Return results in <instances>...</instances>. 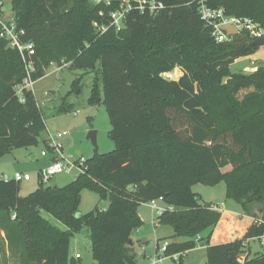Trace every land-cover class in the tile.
Returning a JSON list of instances; mask_svg holds the SVG:
<instances>
[{"label": "trees", "instance_id": "16d2710c", "mask_svg": "<svg viewBox=\"0 0 264 264\" xmlns=\"http://www.w3.org/2000/svg\"><path fill=\"white\" fill-rule=\"evenodd\" d=\"M91 1L12 0V16L24 32L20 42L32 43L34 52L22 56L0 38V157L38 146L47 131L34 92L24 88L19 96L17 88L28 77L34 83L46 77L52 64L96 73L89 104L106 107L116 148L87 160L84 173L64 187L41 185L21 197V183L0 180V224L10 247L21 252L23 264L76 263L71 237L87 228L97 264H137L130 241L143 225L138 210L162 200L171 209L157 224L172 227L173 240L187 239L167 248V257L179 255L178 264L198 242L205 243L207 264H264V254L251 258L247 247L264 235V63L251 73L231 70L264 48V36L242 33L217 43L196 0H158L166 6L159 16L133 12L125 30L100 35L93 24L101 22L102 8ZM206 2L264 30V0ZM177 68L179 80L165 77ZM80 83H73L77 94ZM68 108L64 102L59 112ZM220 183L244 215L256 218L251 207L263 206V223L243 239L213 246L222 213L192 187ZM85 189L109 197V208L79 216Z\"/></svg>", "mask_w": 264, "mask_h": 264}, {"label": "rangeland", "instance_id": "374dc122", "mask_svg": "<svg viewBox=\"0 0 264 264\" xmlns=\"http://www.w3.org/2000/svg\"><path fill=\"white\" fill-rule=\"evenodd\" d=\"M2 1L1 16L7 20L13 18L12 0ZM263 63L264 48L255 57L237 60L232 65L231 70L236 74L251 73L255 72ZM48 71L49 75L37 81L32 88L47 123V131L41 135L38 146L14 150L12 153L0 157V176L7 175L12 177L16 172L31 176V182H22L21 184V197L28 196L41 186L39 171L46 169L51 164V158L53 157L52 154L47 157L42 156L43 151H48L47 143L50 140V135L67 132V135L61 139V143L63 144L65 155L72 156L74 161L80 157L78 154H81V158L87 161L96 156L109 154L116 148V144L111 138L112 125L106 107L104 105L93 106L89 104L96 73L89 70H72L70 66H65L59 71H56V67H53V69L50 68ZM181 76L182 72L178 68L165 75L169 80L176 81ZM79 78H81V92L77 94L75 89H73V83ZM241 95L243 96L244 93ZM64 102L69 108L66 112L61 113L59 109ZM92 130L97 132V148L87 139L89 132ZM32 155H35L36 159H32ZM79 173L74 168L72 174L64 172L58 175V184L61 187L68 185L79 176ZM192 190L200 195L203 203L211 204L213 207L222 210L237 208L241 211L240 214L244 215L242 208L237 203L226 198L225 183H220L216 186L197 184L192 187ZM109 205V197L101 199L98 192L85 189L81 196L79 216L89 214L96 208L106 211ZM262 207L261 205H253L251 207V213L256 216L255 220L262 219L260 212ZM140 208L145 210L143 206H140ZM145 212L147 218L143 221L141 227L144 232L138 233L137 231L141 229L139 228L131 235L137 264H152L151 259L157 253V244L161 246L165 242L172 243L174 241L173 228L162 226L156 229L153 223V214L148 209ZM41 215L53 225L66 230V227L51 215L45 212H42ZM14 217L15 213L12 214L13 219ZM238 219H243V216H238ZM143 239H147V243H142L141 240ZM201 244V242H198L197 249L184 258V264H207V256L203 249L199 247ZM250 245L252 250L251 258L256 254H264V246L260 242L251 241ZM76 252L82 255V260L70 264H97L93 258L91 239L87 228L71 237L72 257ZM22 257L21 252L10 247L7 232L4 230V226L0 224V264H23ZM164 264H178V261L167 259Z\"/></svg>", "mask_w": 264, "mask_h": 264}, {"label": "built area", "instance_id": "2783aa9c", "mask_svg": "<svg viewBox=\"0 0 264 264\" xmlns=\"http://www.w3.org/2000/svg\"><path fill=\"white\" fill-rule=\"evenodd\" d=\"M196 1L198 3L201 20L204 22L206 28L211 29L212 36L217 43H232L234 38L242 33H246L252 39H258L264 36L262 26L254 20L228 16L223 9L210 8L207 5L206 0ZM92 4L96 7L102 8L100 12L102 18L101 22H95L93 24L97 33L100 35H103L109 29H114L118 33L125 30L127 28L129 16L133 12L155 18L166 9L164 3L158 0H92ZM23 34V31L18 30L14 18L7 20L0 14V38L7 41L9 47L17 49L22 56H25L26 54L31 55L34 52V46L32 43L21 44L20 36ZM65 66L70 65L64 64L62 67H59L56 66V64H52L51 68L56 67V69L60 70ZM33 86L34 82L28 77L24 83L17 88V94L21 96L24 88L32 90ZM21 101H23V99H21ZM66 135L67 132L50 135V140L47 143L48 151L42 152L43 157H47L49 154H52L53 156L51 158V164L46 169L39 172V180L43 186H49L54 177H57L64 172L72 174L73 169L76 168L80 172V175L81 173H84L87 168V161L81 158V156L74 161L72 156L65 155L61 139ZM0 180L6 182L13 180L22 183L30 181L31 176L29 174L16 172L12 177L2 175L0 176ZM157 202H162V200L152 201L148 204L158 218L167 209L158 207ZM255 223L261 224L263 222L259 220ZM197 239L199 240L200 236ZM255 241L260 242V244L264 246V235L256 238ZM168 246V242L159 246L155 257L151 259L152 264H164L167 259H172L174 261L178 260L179 255H174L172 257L166 256ZM80 257V255L76 256L77 259H80ZM246 257L247 254L243 256L241 262H244Z\"/></svg>", "mask_w": 264, "mask_h": 264}, {"label": "crops", "instance_id": "0c3cea01", "mask_svg": "<svg viewBox=\"0 0 264 264\" xmlns=\"http://www.w3.org/2000/svg\"><path fill=\"white\" fill-rule=\"evenodd\" d=\"M258 54H256V55H258ZM255 56H252V57H255ZM52 69H53V67H52ZM57 70L58 69H56V71ZM47 75H49V71H47ZM46 125H47V123H46ZM78 155H81V154H78ZM32 159H36V156L32 155ZM40 171H42V170H40ZM31 180H32V178H31ZM31 180L28 182H31ZM57 181H58V178H57ZM58 186H60V185L58 184ZM142 206L144 207L145 210L148 209L153 214V223L155 224L156 229L159 227H162L161 225L157 224V216L153 213L149 204H144ZM157 206L162 208V209H171V208L167 207L163 202H157ZM145 210H142V208H140V210H139V215L142 218V221H145V219L147 218ZM217 210L222 213V219H221L220 223L218 224V226L214 229L212 238L210 240V244L213 246L226 244V243L234 242L236 240L243 239L244 236L246 235L247 231L249 230V228L253 224H255V222H256V220L254 218L240 214L241 211H239L237 208H230V209H226V210L217 209ZM238 216H243V219H241V220L238 219ZM137 232L142 233V232H144V230L141 228ZM206 235H207V233H204L200 236V238L201 237L205 238ZM186 241H187V239L183 238V240L177 239V240H174L173 242L183 243ZM253 241H255V240H253ZM141 242L145 244V243H147V239H143V240H141ZM250 242L248 243V248H249V254L251 256L252 250H251ZM158 246H160V245L157 244V250H158ZM132 247H134V243L132 244ZM199 247L202 248L204 253L206 254L205 243L203 242ZM191 252H193V251H191ZM191 252H189L187 255H185V257L189 256V254ZM70 255H71V245H70ZM77 255L81 256L80 259L76 258ZM206 256H207V254H206ZM71 258L75 259L76 262L77 261L80 262L82 260V255L80 253L76 252L73 257L71 255Z\"/></svg>", "mask_w": 264, "mask_h": 264}, {"label": "water", "instance_id": "95a60500", "mask_svg": "<svg viewBox=\"0 0 264 264\" xmlns=\"http://www.w3.org/2000/svg\"><path fill=\"white\" fill-rule=\"evenodd\" d=\"M87 139L90 140L93 145L97 148L98 147V143H97V132L95 130H92L89 132ZM81 156V155H80ZM50 187L55 188L58 187V181H57V177H54L53 180L51 181ZM132 241H130V245L132 246Z\"/></svg>", "mask_w": 264, "mask_h": 264}]
</instances>
